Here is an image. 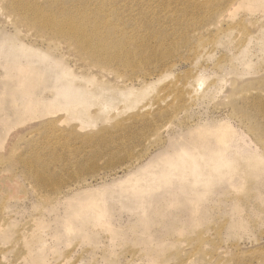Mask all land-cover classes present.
<instances>
[{
    "label": "rangeland",
    "instance_id": "rangeland-1",
    "mask_svg": "<svg viewBox=\"0 0 264 264\" xmlns=\"http://www.w3.org/2000/svg\"><path fill=\"white\" fill-rule=\"evenodd\" d=\"M109 1L136 61L93 124L47 109L91 68L0 53V264H264V0ZM183 150L209 163L154 180Z\"/></svg>",
    "mask_w": 264,
    "mask_h": 264
},
{
    "label": "bare ground",
    "instance_id": "bare-ground-1",
    "mask_svg": "<svg viewBox=\"0 0 264 264\" xmlns=\"http://www.w3.org/2000/svg\"><path fill=\"white\" fill-rule=\"evenodd\" d=\"M113 9V3L109 0H0V23L7 24L15 34V39L0 43V53L12 57L9 70L23 67L17 66L15 59L18 57L28 62L25 68L38 61L51 63L50 54L34 44V41H39L49 52L56 50L64 60L71 57L79 67L91 68L95 72L84 78L82 74L75 75L69 69L58 70L55 95L47 105L49 113L54 109L56 112L64 110L79 121L81 127L82 123L95 122L91 109L102 102L104 88L96 73L103 77L115 72L125 74L122 70L132 67L136 61L135 53L129 48L131 41L122 30L113 29L103 17L106 10ZM28 42L30 45H27ZM76 77L84 79L83 85L76 82ZM112 80L111 76L109 81ZM106 107L104 103L101 109ZM221 138L224 139V134ZM164 161V165H161L164 168L151 174L154 180L161 174V177H170L177 171L182 175L194 174L196 167L209 163L185 150L174 153ZM26 164L29 171H34L38 182L46 179L36 165L32 162ZM209 166L212 167V163Z\"/></svg>",
    "mask_w": 264,
    "mask_h": 264
}]
</instances>
